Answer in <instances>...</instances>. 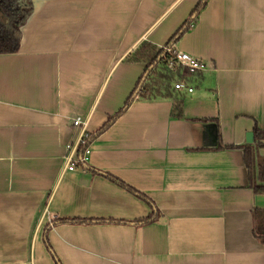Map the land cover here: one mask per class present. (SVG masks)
Here are the masks:
<instances>
[{"label": "crops", "instance_id": "0c3cea01", "mask_svg": "<svg viewBox=\"0 0 264 264\" xmlns=\"http://www.w3.org/2000/svg\"><path fill=\"white\" fill-rule=\"evenodd\" d=\"M33 2L0 54V264H264L244 149L264 131V0H208L173 45L208 65L182 117L129 56L201 0ZM77 117L91 154L64 172Z\"/></svg>", "mask_w": 264, "mask_h": 264}, {"label": "trees", "instance_id": "16d2710c", "mask_svg": "<svg viewBox=\"0 0 264 264\" xmlns=\"http://www.w3.org/2000/svg\"><path fill=\"white\" fill-rule=\"evenodd\" d=\"M207 1L208 0H201L195 8L191 19L179 29V31L169 40L167 45L159 49L153 47L149 43H143L129 56V59L132 61H147L148 73L146 77L149 73L152 74V84L145 85L141 95L148 99L153 97L173 98L175 100L174 114L177 117L183 116L184 97L179 91H176L174 84L178 78L181 77V73L180 71L175 73L169 69V62L174 56L171 53H168L165 50V47L174 45L179 41L183 34L192 27L191 24L197 20L199 13L205 7ZM33 12V0H0V54H13L19 51L22 40V27L27 23ZM146 77L144 78V81ZM134 98L135 95H132L128 99L125 107L119 111L118 115L125 111ZM255 134L257 139L256 147H244L245 161L249 169L252 188L257 194H264V157H257V155H255L256 150L264 146L262 143V140L264 141V131L255 128ZM141 196L145 197L144 195ZM255 218V235L264 244V211H261L255 216ZM148 221L149 220L145 222ZM55 222L56 221L54 220L52 224ZM59 222L85 223V221L81 219H63Z\"/></svg>", "mask_w": 264, "mask_h": 264}, {"label": "built area", "instance_id": "2783aa9c", "mask_svg": "<svg viewBox=\"0 0 264 264\" xmlns=\"http://www.w3.org/2000/svg\"><path fill=\"white\" fill-rule=\"evenodd\" d=\"M193 24L194 23H192L191 25L193 26ZM165 50L174 56L173 59L169 62V69L175 73H177L178 71H180L181 73V77H179L174 84L176 91H186L188 93L193 92L194 87L190 85L187 77L205 72L206 70H208V65L186 52L176 50L173 45L165 47ZM72 124L75 128L77 138L75 141L69 143L67 147L68 165L65 167L64 172L74 171L77 164L87 163L88 156L91 154L90 147H87L82 153L80 152V148L87 144L90 137L89 133L87 132L86 123L82 120V118L77 117L73 120Z\"/></svg>", "mask_w": 264, "mask_h": 264}, {"label": "water", "instance_id": "95a60500", "mask_svg": "<svg viewBox=\"0 0 264 264\" xmlns=\"http://www.w3.org/2000/svg\"><path fill=\"white\" fill-rule=\"evenodd\" d=\"M254 140V135H253V133H249L248 134V141L249 142H252Z\"/></svg>", "mask_w": 264, "mask_h": 264}]
</instances>
